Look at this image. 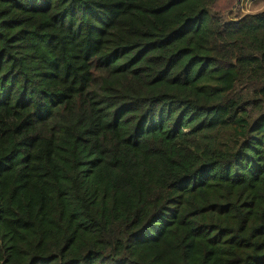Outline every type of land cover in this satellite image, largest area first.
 <instances>
[{"label":"trees","instance_id":"trees-1","mask_svg":"<svg viewBox=\"0 0 264 264\" xmlns=\"http://www.w3.org/2000/svg\"><path fill=\"white\" fill-rule=\"evenodd\" d=\"M0 0V264H264V11Z\"/></svg>","mask_w":264,"mask_h":264},{"label":"rangeland","instance_id":"rangeland-1","mask_svg":"<svg viewBox=\"0 0 264 264\" xmlns=\"http://www.w3.org/2000/svg\"><path fill=\"white\" fill-rule=\"evenodd\" d=\"M261 11H264V0H239L237 8L229 14L228 19H237Z\"/></svg>","mask_w":264,"mask_h":264}]
</instances>
